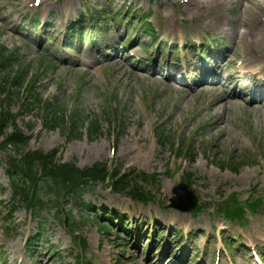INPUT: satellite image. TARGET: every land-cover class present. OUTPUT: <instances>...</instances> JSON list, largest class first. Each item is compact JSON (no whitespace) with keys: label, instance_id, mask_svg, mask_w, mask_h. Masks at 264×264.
<instances>
[{"label":"rangeland","instance_id":"obj_1","mask_svg":"<svg viewBox=\"0 0 264 264\" xmlns=\"http://www.w3.org/2000/svg\"><path fill=\"white\" fill-rule=\"evenodd\" d=\"M201 3L206 7L202 8ZM263 3L54 0L46 9L42 5L37 8L33 0H0V45L7 49L12 64L0 68L8 90L0 106L30 137L25 151L48 152L61 147L59 161L74 162L79 168L97 162H107L111 170L133 168L140 176V188L150 192L149 201L143 202L114 193L110 183L98 184L82 197L94 205L93 211L83 212L64 198V211L70 213L78 230L72 235L61 224L62 216L55 204L38 212L14 199L7 173L10 151L0 145V264H42L41 256L52 264H164L168 257L160 260L164 250L156 249V245L165 246L168 240L171 247L165 251L168 256L174 254L169 256L171 263L178 258L179 264L256 263L251 251H264V97L258 110L249 108L252 103L241 101L245 107H228L213 116L208 107L216 92L208 87L216 81L201 78L197 58L202 54L213 57L224 49L220 60L223 66L227 62V68L221 70L218 81L227 93L243 89L257 74L253 68H264L262 52H246L251 36L239 39L251 30V17L258 16L257 4ZM220 10L222 19L218 22ZM101 12L117 17L127 12L135 25L144 24L147 17L146 23L155 35L143 32L142 24L134 31L123 22H108L100 26L104 31L92 40L89 17ZM171 18L177 29L167 23ZM83 19L87 21L80 29L89 32L83 42L79 38L72 42L68 31L74 21ZM204 25L210 28H198ZM263 32L264 28L255 30L252 38L262 40L264 48ZM185 65L190 82L180 86L169 72ZM244 71L251 72V76H237ZM234 74V81L226 79ZM184 86L189 87L187 100L178 90ZM52 111H64L66 122L77 116L79 124L97 120L101 130L90 135L82 127V136L68 140V125H46ZM221 117L226 133H207L212 122ZM160 132L166 134L167 141L158 139ZM225 134L231 141L221 140ZM145 174L151 178L145 180ZM221 175L225 176L219 179ZM179 182L188 183L194 190L198 206L203 205L200 210L168 208L172 190ZM236 194L244 204L236 202ZM248 199L258 209L245 211L244 220L225 216L226 207L231 209L236 202L237 208H246ZM103 207L127 214L138 224L145 220L144 234L122 232L118 236L119 229L109 223L103 231L94 215H100ZM160 226L167 228L164 235L151 241L150 234ZM176 231H180L179 236L172 239ZM36 233L37 239L31 240ZM232 242L237 244L235 248ZM228 243L231 252L226 249Z\"/></svg>","mask_w":264,"mask_h":264},{"label":"trees","instance_id":"obj_2","mask_svg":"<svg viewBox=\"0 0 264 264\" xmlns=\"http://www.w3.org/2000/svg\"><path fill=\"white\" fill-rule=\"evenodd\" d=\"M4 48L0 47V65L2 67L5 66L4 63ZM0 89V97L5 94L4 87L2 85ZM56 118H51V122L54 124L60 120H64V116L60 114L56 115ZM9 122V114L7 112L0 113V137L4 135L5 129L7 127V123ZM97 123H92V126L89 127L91 133H95L98 129ZM73 138L80 134L78 127H76L73 131ZM25 137L22 136L20 131L14 130L11 133V136L8 139L6 145L12 146L15 143H20L22 141L23 144L26 143ZM47 158L52 162L54 155L48 154ZM44 159L46 157H42L40 154L37 156H33L30 159L22 158L19 160L17 166H13L15 173H12V177L18 175V180H16L15 186V195L16 197H21L23 200L30 201L33 205L36 201H40L44 197V189L45 193H53L51 190L52 184L56 187V192L66 191L67 194H71L72 192H77L80 187L87 183L83 180V178L92 179L93 181H103L105 178L106 167L102 163L94 164L92 167H88L85 170L80 171L78 168L72 165L62 166L61 168H49L46 165V168L42 167L40 161L44 163ZM42 173L39 174L38 171ZM46 178L49 183H42L41 180ZM40 193L43 195L41 197Z\"/></svg>","mask_w":264,"mask_h":264},{"label":"bare ground","instance_id":"obj_3","mask_svg":"<svg viewBox=\"0 0 264 264\" xmlns=\"http://www.w3.org/2000/svg\"><path fill=\"white\" fill-rule=\"evenodd\" d=\"M40 1H41L40 5H42L41 7L48 9L51 7L52 2L54 0H40ZM200 6L202 8L206 7L204 5V3H201ZM210 7L212 8V5H210ZM210 7H207V10H209ZM257 8L259 9L258 10V16H252L251 17V27H250L251 30L248 32H245L242 35V37H239V39H244V38H248L249 36H251V40L248 41V51H246V52L247 53H251L252 51L255 53L262 52V54L264 56V48L261 46L262 40L259 41L255 38H252L255 30H257V29L260 30V29L264 28V3L263 4H257ZM221 14H222V11L220 10V13L217 15L218 22L221 21V19H222ZM175 22L176 21L174 20V18H171L167 21V23L170 24L171 28L174 27L175 29H177L178 27L176 25H173V24H175ZM198 28L199 29L210 28V25L199 26ZM262 35L264 38V32L262 33ZM86 55H88V54H86ZM255 56L257 57V54H255ZM83 65H84V63H83ZM119 68L122 69L123 68L122 65H119ZM219 70L220 69H215V72H214L215 76L217 75ZM256 70H257V72H264V68L260 67V66L256 67L254 69V71H256ZM245 74H246V72H245ZM242 75H244V74H242ZM170 76H174L173 78L177 79L178 83H182V81H183V73H181V75L171 73ZM257 78L263 82L264 81V73H262L261 75L258 74ZM183 85L187 86L186 84H183ZM185 86L182 88H178V90L182 91L181 93L183 94V97L185 98V100H187L190 94L186 93L189 87H185ZM193 88L198 89V87H193ZM260 89H262V88L259 86V87H256L255 89H253V91H252L253 105L250 106L251 110H258L260 107L259 104H254V103H256V101H258V99L262 95V92ZM210 91L217 92L213 103H211V105L208 107L210 112L213 114V116L217 115V113H220L221 111L226 110L228 107L238 108V107L243 106V104L240 100L243 98L242 94H236L234 92L227 93V92H225L224 85L221 87V90H219L216 86L210 87ZM223 123H224V120L222 117L219 119H215L212 122V124L210 125V128L207 130V133H211L215 130L224 131L226 133L224 126H223ZM221 140L231 141L230 137L227 134H225V136H223V139H221ZM91 152H92V150H91ZM212 173L215 174L214 172H212ZM224 176L225 175H221L219 177V179H222ZM40 260L43 261L42 264H52L51 261L44 262V256H41ZM24 261H25V259L23 260V262ZM172 264H174V263H172Z\"/></svg>","mask_w":264,"mask_h":264},{"label":"water","instance_id":"obj_4","mask_svg":"<svg viewBox=\"0 0 264 264\" xmlns=\"http://www.w3.org/2000/svg\"><path fill=\"white\" fill-rule=\"evenodd\" d=\"M180 189H186V186L185 185H180L176 191H179ZM191 194V197L189 198V200L191 201L190 205L187 207V208H193L196 204V198L193 196L192 192H189Z\"/></svg>","mask_w":264,"mask_h":264}]
</instances>
